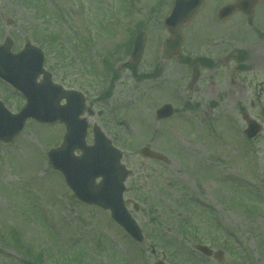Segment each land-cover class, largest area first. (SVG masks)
I'll return each instance as SVG.
<instances>
[{
    "label": "rangeland",
    "instance_id": "rangeland-1",
    "mask_svg": "<svg viewBox=\"0 0 264 264\" xmlns=\"http://www.w3.org/2000/svg\"><path fill=\"white\" fill-rule=\"evenodd\" d=\"M44 1L48 7L55 5L58 13L65 11L51 26L57 42L55 51L46 55L57 78L66 87L87 89L88 97L98 96V90L110 93L97 108L93 106L96 114L90 120L113 140L132 170L124 198L146 241L139 252L108 212L77 201L47 160L60 131L29 122L12 142L0 141V264H155L163 259L161 251L168 253L166 264H183L173 254L179 245H163L172 238L199 243L200 238L188 234L195 229L205 245L225 252L217 264H242L237 262L239 255L245 264L264 263V100L249 107L251 118L263 126L260 137L249 142L240 133L246 127L241 114L231 122L230 115L221 114L223 107H214V101L199 90L200 78L186 77L191 72L187 59L197 56L205 37L215 39V33L224 31V40L235 39L239 49H263L264 6L251 17L236 14L227 24H219L218 10L235 0H205L203 9L184 27L182 55L166 61L162 50L168 33L163 21L174 0H134L132 6L127 0ZM28 3L0 0V43L10 35L22 44L25 38H35L36 27H45L36 7ZM70 22L69 34L65 28ZM140 29L147 34V44L137 72H156L142 81L124 67L128 46ZM122 43L126 46L120 51ZM109 57L112 76H107L103 63ZM115 73L120 79L113 84ZM6 102L12 108L20 100ZM167 102L176 113L159 121L155 111ZM229 102L240 109L252 104L241 99ZM145 145L167 162L141 156ZM62 257L72 258L66 263ZM187 258L185 264L194 263Z\"/></svg>",
    "mask_w": 264,
    "mask_h": 264
},
{
    "label": "water",
    "instance_id": "water-1",
    "mask_svg": "<svg viewBox=\"0 0 264 264\" xmlns=\"http://www.w3.org/2000/svg\"><path fill=\"white\" fill-rule=\"evenodd\" d=\"M203 4L204 0L175 1L171 12L165 17L166 29L170 33V37L165 42V59L180 54L183 41L182 29L186 23L193 19ZM253 6V0H238L222 8L219 16L225 18L238 9L250 12ZM144 39H146L145 34L140 33L135 40L130 63H138L141 60L145 46ZM10 46L11 41L7 39L6 43L0 47V53L4 49H10ZM17 85L20 86L21 84ZM63 96L68 98V104L62 107L58 115L66 122L67 133L64 137V144L60 148L50 151L51 163L56 169L63 172L68 185L80 200L111 210L114 220L124 226L125 230H128L135 238L142 240L141 231L135 221L131 219L132 217L128 214L123 202L124 180L129 172L120 163L122 156L120 151L112 147L111 141L104 137L98 128L95 129V144L87 146L84 138L85 125L80 124L77 117L81 112L82 100L70 96L69 92L63 93ZM31 102L32 104H29L30 106L28 105L18 115H12L0 102L1 140L9 141L17 135L23 128L25 119L29 116H34L40 121L55 119L54 116L46 114L42 108L33 109V107H39V103H35L34 99L32 101V98ZM157 113L159 117H166L171 115L173 110L170 105H166ZM256 128V125L251 122L247 131L248 136L253 137L258 130ZM75 149H81L82 155L75 157ZM142 153L147 157L161 158L160 155H156L148 147L143 148ZM98 177H101L102 181L95 184ZM201 248L204 249V247Z\"/></svg>",
    "mask_w": 264,
    "mask_h": 264
},
{
    "label": "flooded vegetation",
    "instance_id": "flooded-vegetation-1",
    "mask_svg": "<svg viewBox=\"0 0 264 264\" xmlns=\"http://www.w3.org/2000/svg\"><path fill=\"white\" fill-rule=\"evenodd\" d=\"M258 2L257 6L259 5ZM241 15L243 14L241 13ZM9 22L12 24L13 21L9 20ZM8 32L11 33V30L9 29ZM223 36L225 37L226 35ZM262 40L264 42V36ZM41 41L42 44L39 43L37 46H39L46 55L47 50L45 43H48V40L44 35H42ZM28 42L34 43V40L25 38L22 43L23 46ZM217 43H219V45H217ZM234 43L235 39L228 41L221 37L219 40H217V42H213V45H206L203 47L204 49H201V55L198 58L200 69L199 78L201 80V87L199 90L205 96L210 97L211 102L214 101L212 102L214 107H223V109H220L222 110L221 114H223V112L229 113L230 117L241 114L243 118L247 119L251 117L249 111L255 105V101L264 100V46L263 49H239ZM22 44L14 39L12 51L14 53H18L22 49ZM214 46H216V48ZM44 67L46 70L50 71L53 80L58 82L56 80L57 70L53 69V67L47 63L46 56ZM43 76L44 73H38L36 75V80L38 83L44 80ZM0 87H9V89H11V91L8 92L5 89L0 88L2 99H8L11 97H18L20 99L23 98L19 91L13 89V87L1 79ZM240 99L244 102L251 101L252 104L250 106L242 105L241 109L237 105L235 107L231 106L232 104L229 101H238ZM226 100H228V102ZM262 115H264V112ZM175 241L184 242V239H178ZM217 242L218 241L215 240V243ZM184 244L189 245L185 242ZM198 244L200 243H194L191 240V245H193L191 251H193V255H195V257L199 256L203 261L215 260V263H218L216 260L218 258L223 260L222 257H224V255L222 254L219 257L217 254V251L221 248L214 246V250L212 249L214 252L207 256L202 255L198 251L196 252V246ZM179 251L184 252V250ZM187 255L188 254H186V256Z\"/></svg>",
    "mask_w": 264,
    "mask_h": 264
}]
</instances>
